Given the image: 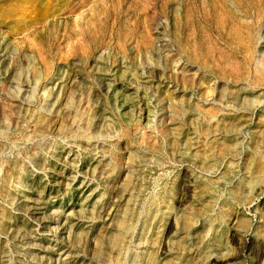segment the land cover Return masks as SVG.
<instances>
[{
    "label": "rangeland",
    "instance_id": "obj_1",
    "mask_svg": "<svg viewBox=\"0 0 264 264\" xmlns=\"http://www.w3.org/2000/svg\"><path fill=\"white\" fill-rule=\"evenodd\" d=\"M0 212V264H264V0H0Z\"/></svg>",
    "mask_w": 264,
    "mask_h": 264
},
{
    "label": "bare ground",
    "instance_id": "obj_2",
    "mask_svg": "<svg viewBox=\"0 0 264 264\" xmlns=\"http://www.w3.org/2000/svg\"><path fill=\"white\" fill-rule=\"evenodd\" d=\"M37 2V1H36ZM110 2V1H109ZM9 3V2H8ZM19 4L21 3V2H18ZM38 3V2H37ZM23 4H25V3H23ZM22 4V5H23ZM50 4V3H49ZM69 4V3H68ZM27 5V4H26ZM62 5V4H61ZM129 5V4H128ZM40 6V5H39ZM21 7V6H20ZM128 7H130V6H128ZM25 8V7H24ZM50 9V8H49ZM11 10V9H10ZM118 10V9H117ZM21 11H23V10H21ZM24 11H26V10H24ZM11 12V11H10ZM41 12V11H40ZM56 12V11H55ZM6 13H8V11L6 12ZM43 13V12H42ZM44 14V13H43ZM97 15H98V13H97ZM143 16V15H142ZM15 17V16H14ZM16 17H18V16H16ZM83 17V16H82ZM144 17V16H143ZM6 18V17H5ZM11 19V18H10ZM23 20V19H22ZM19 21H20V18H19ZM13 22V21H12ZM25 22V21H24ZM96 22V21H95ZM21 23V22H20ZM32 25V24H31ZM245 25V24H244ZM98 26H100V25H98ZM147 28V27H146ZM164 29V28H163ZM219 29V28H218ZM84 30H85V28H84ZM88 30V29H87ZM163 32V31H162ZM38 33H40V32H38ZM164 34V33H163ZM37 35V34H36ZM85 35V34H84ZM88 35V34H87ZM89 36V35H88ZM90 37V36H89ZM97 38V37H96ZM178 38V37H177ZM71 40V39H70ZM90 41V40H89ZM97 41V40H96ZM170 45V44H169ZM171 49H173V48H171ZM165 50V49H164ZM71 53V52H70ZM182 58V57H181ZM25 60V59H24ZM262 63H263V61H262ZM9 73H11V72H9ZM10 75V74H9ZM18 83V82H17ZM16 83V84H17ZM4 86V85H3ZM74 89V88H73ZM19 92V91H18ZM90 92V91H89ZM173 92V91H172ZM20 95V94H19ZM19 97V96H18ZM66 98V97H65ZM76 100V99H75ZM71 101V100H70ZM47 103V102H46ZM69 103V102H68ZM21 104V103H20ZM23 105V104H22ZM75 105V104H74ZM67 106V105H66ZM83 107H84V105H83ZM91 109V108H90ZM94 109V108H93ZM12 110V109H11ZM26 112V111H25ZM28 112H29V110H28ZM62 112H64V111H62ZM33 113V112H32ZM37 113V112H36ZM50 113V112H49ZM20 115V114H19ZM70 115V114H69ZM97 117V116H96ZM99 117V116H98ZM43 118V117H42ZM79 118V117H78ZM104 118V117H103ZM244 118V117H243ZM72 119V118H71ZM238 119V118H237ZM236 119V120H237ZM76 120H77V118H76ZM75 120V121H76ZM73 121V120H72ZM43 123V122H42ZM237 123V122H236ZM37 124H38V122H37ZM208 124H209V122H208ZM235 124V123H234ZM233 124V125H234ZM73 125V124H72ZM35 126H37L36 125V123H35ZM239 126V125H238ZM16 127V126H15ZM237 127V126H236ZM243 127V126H242ZM167 128H169L168 126H167ZM177 128V127H176ZM217 128V127H216ZM241 128V127H240ZM218 129V128H217ZM227 129V128H226ZM201 131V130H200ZM211 133V132H210ZM221 135V134H220ZM162 138V137H161ZM158 140V139H157ZM161 140V139H160ZM202 140V139H201ZM155 142H156V140H155ZM228 142V141H227ZM240 143V142H239ZM152 145V144H151ZM262 145V144H261ZM148 146V145H147ZM223 146V145H222ZM149 147V146H148ZM152 147H153V145H152ZM214 147V146H213ZM35 148V147H34ZM123 149V148H122ZM200 149V148H199ZM217 149V148H216ZM31 150V149H30ZM230 150V149H229ZM171 151V150H170ZM224 151V150H223ZM35 152H37V151H35ZM219 152H220V150H219ZM226 152V151H225ZM169 153V152H168ZM257 153V152H256ZM214 154V153H213ZM216 155V154H215ZM227 155V154H226ZM113 156V155H112ZM203 157V156H202ZM219 157V156H218ZM227 157H228V155H227ZM240 157V156H239ZM215 158H217V157H215ZM225 158H226V156H225ZM233 158V157H232ZM212 159V158H211ZM214 159V158H213ZM232 162V161H231ZM14 163V162H13ZM214 163V162H213ZM234 164V163H233ZM218 165V164H217ZM232 165V164H231ZM193 166V165H192ZM210 167V166H209ZM196 169V168H195ZM207 169V168H206ZM135 170V169H134ZM198 170V169H197ZM218 170V169H217ZM206 171H208V170H206ZM201 172V171H200ZM203 172V171H202ZM260 172V171H259ZM206 173V172H205ZM210 173V172H209ZM247 173H248V171H247ZM257 174V173H256ZM207 175H209V174H207ZM193 176V175H192ZM11 178V177H10ZM222 178V177H221ZM235 178V177H234ZM233 178V179H234ZM128 180V179H127ZM3 183V182H2ZM8 183V182H7ZM117 184V183H116ZM126 184V183H125ZM231 184V183H230ZM192 187V186H191ZM3 189V188H2ZM188 189V188H187ZM225 189V188H224ZM223 189V190H224ZM128 190V189H127ZM169 190V189H168ZM189 190V189H188ZM9 192V191H8ZM155 192V191H154ZM154 192H153V195H154ZM224 192V191H223ZM199 193V192H198ZM263 193V192H262ZM200 194V193H199ZM223 194V193H222ZM118 195H120V193H118ZM149 195V194H148ZM152 195V194H151ZM230 195V194H229ZM251 195V194H250ZM200 196V195H199ZM201 196H202V194H201ZM124 197V196H123ZM133 197V196H132ZM159 197V196H158ZM231 197V196H230ZM112 198H113V196H112ZM139 198V197H138ZM158 199V198H157ZM188 199V198H187ZM219 200V199H218ZM168 201V200H167ZM209 201V200H208ZM211 201V200H210ZM199 202V201H198ZM212 202H213V200H212ZM211 202V203H212ZM225 202V201H224ZM250 202V201H249ZM253 202V201H252ZM113 203V202H112ZM229 203V202H228ZM233 203V202H232ZM248 203V202H247ZM111 204V203H110ZM213 204V203H212ZM217 204V203H216ZM145 205V204H144ZM232 205V204H231ZM248 205V204H247ZM173 206V205H172ZM210 206V205H209ZM165 207H166V205H165ZM224 207V206H223ZM243 207V206H242ZM158 208V207H157ZM157 208H155V209H157ZM158 209H160V208H158ZM171 209V208H170ZM190 210V209H189ZM232 210V209H231ZM106 211V210H105ZM124 211V210H123ZM134 211V210H133ZM186 211V210H185ZM2 212V211H1ZM0 212V213H1ZM7 212V211H6ZM172 212V211H171ZM174 214H175V212H173ZM185 213V212H184ZM1 215V214H0ZM181 215V214H180ZM179 215V216H180ZM203 215V214H202ZM8 216V215H7ZM232 216V215H231ZM9 217H10V215H9ZM8 217V218H9ZM178 217V216H177ZM175 218V217H174ZM189 218V217H188ZM223 218V217H222ZM151 219V218H150ZM206 219V218H205ZM224 219V218H223ZM153 220V219H152ZM185 220V219H184ZM119 224H118V229H117V232L115 233V234H113V237H111V239H112V241L114 242V243H116V245L117 246H119V245H121V244H123V242L125 241V238H126V232L128 231V229L130 228V223H129V221H128V219H127V217H122V218H120L119 219V222H118ZM161 223V222H160ZM193 223V222H192ZM139 224V223H138ZM197 224V223H196ZM117 226V225H116ZM102 229H104V228H102ZM159 229V228H158ZM209 229V228H208ZM219 229V228H218ZM186 230V229H185ZM220 230V229H219ZM27 231V230H26ZM105 231H107V230H105ZM185 232V231H184ZM96 233H97V231H96ZM102 233V232H101ZM140 233V232H139ZM208 233V232H207ZM254 233V232H253ZM203 234V233H202ZM248 234V233H247ZM107 235V234H106ZM140 236V235H139ZM179 236V235H178ZM207 236V235H206ZM180 237V236H179ZM183 237V236H182ZM97 238V237H96ZM145 238H146V235H145ZM195 238V237H194ZM196 239V238H195ZM177 240H179V239H177ZM247 240V239H246ZM130 241V240H129ZM145 241V240H144ZM113 242H110L111 244L113 243ZM170 242V241H169ZM176 242V241H175ZM174 242V243H175ZM203 242V241H202ZM98 243V242H97ZM149 243V242H148ZM196 243V242H195ZM201 243V242H200ZM128 245V244H127ZM179 245V244H178ZM177 245V246H178ZM183 245V244H182ZM194 245V244H193ZM216 245V244H215ZM223 245V244H222ZM185 246V245H184ZM224 246V245H223ZM173 247V246H172ZM176 247V246H175ZM180 247V246H179ZM234 247V246H233ZM138 248V247H137ZM171 248V247H170ZM151 249V248H150ZM189 249V248H188ZM188 249H186V251L188 250ZM111 250V249H110ZM171 250V249H170ZM234 250V249H233ZM235 251V250H234ZM133 252H135V251H133ZM222 252H223V250H222ZM236 252V251H235ZM154 253V252H153ZM198 253V252H197ZM220 253V252H219ZM102 254V253H101ZM112 254V253H111ZM135 254V253H134ZM243 254V253H242ZM109 255V254H108ZM113 255V254H112ZM138 255V254H137ZM218 255V254H217ZM130 256V255H129ZM146 256V255H145ZM121 257H122V251L121 250H118L117 251V258H118V260H119V263L120 262H122V259H121ZM198 257V256H197ZM200 257V256H199ZM201 257H203V255L201 256ZM208 257V256H207ZM213 257V256H212ZM99 258V257H98ZM201 259V258H200ZM101 260V259H100ZM111 261H112V258L110 259ZM124 261V260H123ZM205 261V260H204ZM119 263H117V264H119ZM113 264V263H112ZM133 264V263H132ZM154 264H155V262H154ZM165 264H167V263H165Z\"/></svg>",
    "mask_w": 264,
    "mask_h": 264
}]
</instances>
